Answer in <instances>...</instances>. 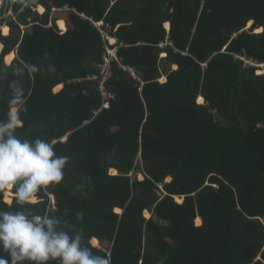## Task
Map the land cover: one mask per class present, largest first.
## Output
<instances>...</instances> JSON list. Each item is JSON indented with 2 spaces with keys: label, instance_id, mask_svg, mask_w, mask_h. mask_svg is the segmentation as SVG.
I'll use <instances>...</instances> for the list:
<instances>
[{
  "label": "trees",
  "instance_id": "trees-1",
  "mask_svg": "<svg viewBox=\"0 0 264 264\" xmlns=\"http://www.w3.org/2000/svg\"><path fill=\"white\" fill-rule=\"evenodd\" d=\"M12 8L2 20L13 34L0 33V120L18 78L27 111L16 135L55 141L68 157L61 183L29 207L82 228L85 245L111 264H264V75L235 58L264 63V0H17ZM106 48L137 78L114 63L116 99L93 118L101 100L90 77ZM7 192L0 210H16L15 189Z\"/></svg>",
  "mask_w": 264,
  "mask_h": 264
},
{
  "label": "clouds",
  "instance_id": "clouds-1",
  "mask_svg": "<svg viewBox=\"0 0 264 264\" xmlns=\"http://www.w3.org/2000/svg\"><path fill=\"white\" fill-rule=\"evenodd\" d=\"M22 73L19 70L18 76ZM7 87L9 110L0 120V192L15 189L17 209L0 210V264H111L109 256L94 254L85 245L82 228L29 207L47 187L61 183L68 157L56 154L55 141L16 135L21 114L27 111L26 91L18 78Z\"/></svg>",
  "mask_w": 264,
  "mask_h": 264
},
{
  "label": "built area",
  "instance_id": "built-area-1",
  "mask_svg": "<svg viewBox=\"0 0 264 264\" xmlns=\"http://www.w3.org/2000/svg\"><path fill=\"white\" fill-rule=\"evenodd\" d=\"M17 0H0V12L3 5L6 4V10L8 12H13V4ZM167 31H170V27L167 28ZM167 45H172L169 42L165 44H161L160 47H164ZM235 58L243 62V67L248 68H255L256 73L258 75H264V63L258 62L256 59H253L246 54L236 55ZM116 63L123 71L131 74L133 77L137 78L136 71L133 68L125 67L120 64V60L117 57V48L113 49H106V53L102 57V61L96 66L97 67V74L92 76L90 79L96 81L97 83V91L101 100V108L97 109L93 112V118L98 115L103 109H109L110 104L113 103L116 99L115 93L112 89L108 86L110 82L113 72L112 66ZM163 82L161 79L160 82Z\"/></svg>",
  "mask_w": 264,
  "mask_h": 264
},
{
  "label": "rangeland",
  "instance_id": "rangeland-1",
  "mask_svg": "<svg viewBox=\"0 0 264 264\" xmlns=\"http://www.w3.org/2000/svg\"><path fill=\"white\" fill-rule=\"evenodd\" d=\"M33 10H34V12H37L38 14H40L39 12H38V10H37V6H35L34 8H33ZM13 16V13L12 12H8V9L6 10V4L5 5H3V7H2V9H1V12H0V33L3 35V36H5L4 34H3V31L1 30L2 28H3V26L4 25H6V23H4L3 22V20H2V18H6V19H9L10 17H12ZM66 16V14H65V12H64V10H61V12H60V15H59V17L60 18H64ZM15 19V18H14ZM4 23V24H3ZM252 25V23L250 24V26ZM7 26V25H6ZM250 26L248 25V27L246 28V30H248L249 28H250ZM10 29V28H9ZM24 29V30H23ZM22 30H23V33H24V31H28L29 30V28H22ZM10 34L12 35L13 33L12 32H10ZM9 34V35H10ZM1 53V52H0ZM16 55H17V51H15L14 52ZM16 58V56L14 57V59ZM14 59H12L10 62H7V60L5 61L6 62V64L7 65H11V63L13 62V60ZM165 82V81H164ZM59 88H60V86H59ZM200 99H201V97H200ZM203 101H204V99H203ZM198 103L200 104V105H203L204 103H205V101H204V103H200V101H198ZM140 178H144V175L143 174H141L140 175ZM7 194L8 195H11V190H9L8 192H7ZM75 194H77V192H75ZM177 199V202H180V203H182L183 202V199H181V198H176ZM178 199H180V201L178 200ZM5 200H6V194H5ZM52 200H53V202L55 203V200L52 198ZM7 202V201H6ZM118 213V212H117ZM121 214V213H120ZM147 214H149V212H146V215H145V217L147 218V219H149V218H151V214H149V215H147ZM196 224H198V225H200L201 224V220H200V222L199 221H197V223ZM99 246V245H98ZM102 248H105L106 250H108L109 248H110V244H104V245H102Z\"/></svg>",
  "mask_w": 264,
  "mask_h": 264
},
{
  "label": "bare ground",
  "instance_id": "bare-ground-1",
  "mask_svg": "<svg viewBox=\"0 0 264 264\" xmlns=\"http://www.w3.org/2000/svg\"><path fill=\"white\" fill-rule=\"evenodd\" d=\"M37 10H38L39 13H40V12H43V7H42L41 5H38ZM250 24H251V23H250ZM250 24H249V26H250ZM59 26H60V28H61L62 30H65V28H67V27H66V23H64L63 21H61V22L59 23ZM166 26H167V28H169V24H167ZM1 30L3 31V34H4L5 36H9V34H10V29H9L8 26L4 25L3 28H2ZM262 31H263V29H258L256 32H257V33H261ZM110 42L113 43V40L111 39ZM3 48H4V45H3L2 42L0 41V52H1V53H2V51H3ZM1 53H0V55H1ZM15 56H16V54H15L14 52L11 53V54H10L9 56H7V58H6L7 62H10L12 59H14ZM13 61H14V60H13ZM11 64H12V63H11ZM199 101H200V103H204L202 97H201V99H199ZM112 173H116V170H115V169H112ZM170 179H171V178H168V180H170ZM9 190H12V189H8V191H9ZM52 198H53V196H52ZM177 198H179V197H177ZM178 200L180 201V199H178ZM180 202H181V201H180ZM116 212H118V213H122V210H120V209H116ZM147 215H149V214H147ZM198 221L200 222V219H198ZM91 243H92L93 246H97V245H98V242H97L96 239H92V240H91Z\"/></svg>",
  "mask_w": 264,
  "mask_h": 264
},
{
  "label": "crops",
  "instance_id": "crops-1",
  "mask_svg": "<svg viewBox=\"0 0 264 264\" xmlns=\"http://www.w3.org/2000/svg\"><path fill=\"white\" fill-rule=\"evenodd\" d=\"M37 7H38V5H36ZM44 9V8H43ZM43 12H44V10H43ZM43 12H40V14H42ZM61 20H63V19H61ZM65 20V19H64ZM61 21L59 20L58 22H57V25H58V28H59V30L61 31V33L62 34H64L66 31H67V28H65V30H62L61 28H60V26H59V23H60ZM64 22V21H63ZM65 22H66V20H65ZM64 22V23H65ZM67 24V23H66ZM101 24H98L97 26H100ZM169 27H170V25H169ZM251 27V26H250ZM22 28H25V27H22ZM166 28H167V26H166ZM24 30V29H23ZM22 30V31H23ZM25 32V31H24ZM110 40L111 39H108V41H109V45L110 46H113L114 44H115V40L114 39H112L113 40V43H111L110 42ZM106 49H113V48H106ZM167 55L166 54H163L162 56H161V58H165ZM173 69L175 70V69H177V67H173ZM91 78V77H90ZM162 80H163V82L161 81V83H165L166 81H167V78H166V76H163V78H162ZM165 81V82H164ZM64 88V86L63 85H60V88H59V86L58 87H56L55 89H54V92L55 93H58V92H60L62 89ZM169 178H171V177H169ZM168 180V179H167ZM171 180V179H170ZM170 180H168V181H170ZM14 198V197H13ZM13 198H12V201H13ZM177 198V197H176ZM183 199V198H182ZM177 200V199H176ZM6 201V200H5ZM54 203V202H53ZM180 203V202H179ZM116 211V210H115ZM123 212V211H122ZM146 212H148V211H146ZM146 212H145V215H146ZM122 214V213H121ZM201 225V224H200ZM93 239H95V238H93ZM97 240V239H96ZM92 244V243H91ZM99 245V246H98ZM98 245L97 246H94V247H96V248H102V246L100 245V242L98 241ZM93 246V245H92ZM110 248H111V244H110ZM105 249V248H104Z\"/></svg>",
  "mask_w": 264,
  "mask_h": 264
},
{
  "label": "water",
  "instance_id": "water-1",
  "mask_svg": "<svg viewBox=\"0 0 264 264\" xmlns=\"http://www.w3.org/2000/svg\"><path fill=\"white\" fill-rule=\"evenodd\" d=\"M158 194L161 196L162 195V193L161 192H158ZM13 197H15V194H14V196ZM164 262V260L162 261V262H159L158 264H162Z\"/></svg>",
  "mask_w": 264,
  "mask_h": 264
}]
</instances>
